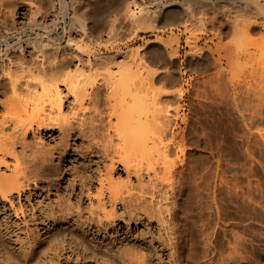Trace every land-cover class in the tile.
<instances>
[{
	"label": "rangeland",
	"instance_id": "obj_1",
	"mask_svg": "<svg viewBox=\"0 0 264 264\" xmlns=\"http://www.w3.org/2000/svg\"><path fill=\"white\" fill-rule=\"evenodd\" d=\"M12 1H0V123L3 121L7 123L5 133L16 141V152L22 166L32 171L38 170L41 176L34 182V176L31 174L32 180L28 189L21 194L14 193L8 201L0 198V264H223L222 258L231 256L234 258L237 256V261L229 259L231 261L229 264H233L232 261L238 264L240 260L239 264H264V124L254 126L248 132L243 120L235 112L234 103H230L233 98L231 97L229 102L226 98L225 105L228 104L229 107L220 101L228 97L229 93L226 95V92L222 91L225 96L220 93L221 90L215 93L217 85L214 86V81L216 80V84L219 83L217 73L220 67L217 66V61L210 62L211 59L214 60L213 57L217 60L221 56H226L223 54L231 53L236 56L238 53L237 55L241 57L237 56L236 59H240L232 61V67L223 66L224 70L227 69L223 75L227 74L222 76L220 81L225 84L228 78L234 80L240 100L245 98L256 103L255 100L258 101L260 96H264V86L262 90L259 89L261 84L257 76V68L262 56L253 53L264 46V39L261 38L260 30L245 26L249 20H252L253 13L241 7H233L232 1L229 0H198L199 4H195L197 0L195 2L194 0L190 2L189 0H64L67 5L65 12L61 9V0H54L55 8L51 13H56L58 10L56 14L46 12L44 14L42 11L37 15L35 14L37 9L40 10L44 2L48 4V0H30L36 3L33 2L29 7L25 6V0L24 2L20 0L21 4L19 0ZM246 1L250 2V0ZM12 4L16 6H11ZM47 4L44 3L43 6ZM133 5L141 8L146 6L150 12H156L157 21L150 23L148 25L150 28H137L138 23L129 20L128 16L127 19L125 17L129 15L125 13L127 8H133ZM178 7L185 8L184 10L191 13L195 19L192 29L185 33L182 22L177 23L178 29L175 33H181L180 44L167 46L169 51L175 49V53L178 52L172 57V64L180 69L181 82H174L168 76L162 78V81L159 79L152 81L157 92L171 90L176 92L180 89L186 92L180 112L186 123L182 118L179 121V127L184 129L185 138L182 146L186 155L182 153L179 158H172L173 161L174 158H178V161L175 160L176 163L172 162L174 163L170 173L172 178L166 173L159 175L161 178L158 175L154 177L152 169H148L147 164L138 171L132 169L128 173V169L116 161L112 176L121 184L122 193L116 198H110L109 190L99 195V178L112 166L111 161L108 160L107 150L103 148L109 143L107 138L106 142L103 141L105 138L101 140L100 137L103 135L96 143L89 135H92L91 128L99 129L100 132L107 129L108 114L110 119H114L121 113L118 101L106 98L110 90L106 91L104 87L107 67L103 63L91 71L96 87L93 92L90 91L92 92L90 100L83 106L75 103L73 93H68L65 85L60 83V88L64 91L62 112L67 121L48 119L47 122L51 125L29 128L27 133L22 135L15 125L16 123L22 125L21 120L24 117L13 115L4 118L7 111L4 107L10 98L19 106L25 102L33 103L34 98H31L32 95L25 88L26 82H33L39 76L36 75L35 79L33 76L32 79V76L24 74L18 67L22 61H25V64L33 61L28 50V46L33 42L36 46L41 45L39 47L41 48L44 47L43 42L57 43L61 36L65 37L64 49L52 54L54 56L59 54L58 60L68 57L62 54L65 48L71 51L70 41L71 44L74 42L73 45H82L86 54L93 58L96 51L107 55L110 51L119 48L121 50L124 48L125 51L135 49L147 57L149 67L152 65V68L157 70L166 66V62L159 60L160 53L157 54L158 48L155 46L172 36L170 25H166L170 24V21L164 20V13L167 12L166 10ZM186 18H189V15L184 14L183 20ZM234 22L239 26L235 27ZM223 23L225 25H222ZM44 25L46 27H43ZM152 26L167 27L162 31L153 30ZM96 33L99 35L101 33L100 45L88 39L95 35L99 37ZM121 33H133L134 36L127 34V39ZM191 39L197 41L200 57L195 58H200L202 64L206 65L204 71L194 70L189 63L193 56ZM28 40L31 43L27 44ZM149 50L155 52L152 51L154 53L152 58L148 55ZM24 54L25 56L22 57ZM48 54L51 56L50 51ZM15 64L18 65L17 68ZM9 72L16 81L18 89L16 93H13L9 87L11 85ZM206 86L212 90L214 86L215 92L213 93L211 89L209 90L212 92L206 90ZM154 88L152 95L156 92ZM207 93L210 100L205 95ZM211 94L216 95L217 99ZM203 102L209 105L204 104V107ZM45 104L49 107L48 102ZM145 104L151 106L150 101ZM216 104L217 108L214 107ZM47 107L45 111L50 110V107ZM84 111H87L88 121L81 123L83 117L81 114ZM222 116L227 117V120L230 117L232 119L230 118L229 122L226 119L223 121ZM224 123L226 125H223ZM245 138L248 142H244ZM245 143L246 146L248 145L247 148ZM157 153L160 155V152ZM183 156L184 163H182L184 159H181ZM160 158L157 156L153 160L154 165L161 166L163 159ZM8 162L12 164V159L9 158ZM0 171L10 173L6 167L0 168ZM222 178L226 181L231 180L234 185L237 183L238 189L237 186L232 185L231 187L237 190L232 188L230 190L226 184L229 191ZM209 179L212 186L208 183ZM206 180L207 184L204 187L202 183H206ZM198 184L201 185L199 189ZM246 184L250 185V189ZM241 185H244L245 190ZM222 187L227 190L221 191ZM210 189L212 191H209ZM238 191L241 194L244 191L246 194L241 195ZM213 193L218 195L215 194V197ZM239 194L247 197L240 198ZM229 203L241 208L232 209L233 206H229ZM230 212L237 218L229 214ZM233 236L237 237L235 239L238 241L233 239ZM239 241L244 244L241 248ZM233 243L239 246L236 244L234 247ZM229 244L234 249L229 247ZM242 249L244 251H241ZM231 251H234L236 256ZM239 257L247 261L238 259ZM226 261L228 259H225Z\"/></svg>",
	"mask_w": 264,
	"mask_h": 264
},
{
	"label": "bare ground",
	"instance_id": "obj_2",
	"mask_svg": "<svg viewBox=\"0 0 264 264\" xmlns=\"http://www.w3.org/2000/svg\"><path fill=\"white\" fill-rule=\"evenodd\" d=\"M0 1H2V0H0ZM10 1L13 2L12 0H10ZM25 1H26L25 6H28V7H29V5H32L33 2H35V1L32 2L30 0L28 2H27V0H25ZM40 1H42V0H40ZM45 1H47V0H45ZM48 1H49L48 4H47V2H44L47 4L45 6H43L44 5V3H43L42 10H41L42 6L41 7L39 6L40 10L37 9L35 14L38 15V13H40L42 11L44 12V14H46V13L50 14L51 12H53L54 8H55V4H54L55 2H54V0H48ZM229 1H232L231 3L233 4V7H236V8L241 7L243 9H245L246 11L253 13L254 16H252L253 17L252 20H249V22H247L245 24V26L249 29L251 28V29H255V30H260L261 38L264 39V0H250V2H247L246 0H245L246 2H244V0H229ZM6 2H9V0H6ZM18 2H20L19 4H21L20 0ZM23 2H24V0H23ZM189 2H190V0H189ZM191 2L194 3L195 0H194V2L193 1H191ZM199 2L197 0L195 4H197V3L199 4ZM37 4H38V2H37ZM13 5L16 6V4H12L11 6H13ZM39 5H40V3H39ZM61 5H62L61 9H63V12H65L67 5L65 4L64 0H61ZM135 5H136V3H135ZM24 8L29 9L27 7H24ZM184 9L185 8L181 9V7L180 8L179 7L173 8V9L171 8L170 10H166L167 12L164 13V16H163L164 20L170 21V24H166V25H168V26L170 25L172 36L168 40H163L164 42L166 41L165 42L166 44L163 41H160V42H158L160 44L155 46L158 48L157 54H158V52L160 53L161 59L159 58V60L166 62V64H165L166 66L160 67V69H157V70L156 69L154 70L152 68V65H150L151 67H149L147 65L148 64L147 63V61H148L147 57L144 54H142L139 50H135V49L125 51L124 48H123V50H121L119 48L117 50L110 51L107 55H102L100 52L96 51V52H94L95 58H93V56L91 57V56L86 54L85 50L82 48V45H79V44L73 45V43H74L73 42L74 39H73L72 44H71V41H70V43L68 42L69 45L71 46V47H69V49L71 48L70 49L71 51H69V50L67 51L68 48L67 49L65 48L66 51L64 50V54H62V55H66L68 57L58 60L59 57L57 55H59V54H57L55 56L52 54H53V52L59 53L60 50L62 51L64 49L63 48L64 47L63 42L65 40V37L61 36L58 39L57 43L51 42L50 44H48V43L43 42L42 45H44V47H46L45 49L43 46H42L43 48L42 47L39 48L41 45L36 46V43L34 44V42H33V44H30V46H28L29 47L28 50L31 53L30 56L33 58V61L26 63V64H25V61L24 62L22 61L21 63H19V66L17 65L18 67H20V70L22 69L21 71L24 74H26L28 76H32V79H33V76H35L34 79L36 78V75L39 76V77H37L38 79L36 78L37 80L35 79V80H33V82L32 81L26 82L27 86L25 88L28 89L27 90V91H29L28 93L30 95H32L31 98H34L33 103L25 102V103L21 104L23 106L22 107V106H19L18 103L14 101V99L10 98L4 107L5 110H7L6 114L4 115V118H7V117L13 116V115L24 117V119L21 120L23 122L22 125H17V123L15 125L16 128L20 129L19 131H20V134H22V135H25L29 128H34L35 126L37 128H39L43 125H51V123L47 122L48 119L67 121L66 119H64L63 112H62V107H63V103H64V96H63L64 91H62V89L60 88V83H63L65 85V89H67L68 93H73L75 103H78L79 105L83 106L84 104H86V102L88 100H90L92 92L95 90V87H96V82L93 81L91 71L97 65L103 63L107 67V77H106V80L104 81V87H105L106 91L110 90L109 94L106 95V98L109 100L118 101V103L121 106V113L119 114V116H116L114 119H112V118L110 119V114H108L109 120H108L107 129L100 132L99 129L95 130V128H91L92 135H89L90 137H92L91 139L95 143L101 135H103V137H100V138H102L101 140H103L105 138V140H103V141L106 142V138H107V140H108L107 142L109 143V144L105 145L106 143L104 144V143L100 142V143L105 145V147H103V148H104V150L106 148L107 156L110 158V159L108 158V160L111 161L112 166L106 174H101V177L99 178V181H98L99 182V187H98L99 195L103 194L104 191L109 190L108 192L111 196V197L110 196L109 197L110 198H116L118 196V194L120 195V193H122L120 190L122 188V186L120 188L121 184L119 182H116L112 176V170L114 169V165H115L116 161L121 163L125 167V169H128L127 172L128 171L130 172V170H132V169H134L135 171H138L139 169H142L143 166H145L147 164L148 169H152L151 171H152V174L154 173V177H156L155 175H158V177H159V175L161 176L162 173H166L168 176L171 177L170 173H172L173 164H174L172 162H175V160L178 161L177 160L179 158L178 156L185 152L184 146H182V143L184 142V138H185V136H183L184 135L183 134L184 129H181L179 127V123H180L179 121H180V118H182V121H185L183 119L184 116L181 117L180 112H181V108H182V104H183L182 101L184 100V98L186 96V92L181 90V89H180V91H176V92H174L173 90H171L173 92H171V91L157 92L158 90H156V88H154V83L152 81H153V79L154 80L155 79L161 80L162 78L164 79V77L167 78V76H168L170 78V80H172L174 82H177V83L181 82L182 73H181L179 68H177L176 66H174V64H172V57L174 55H176L178 52L175 53V49H174V51L172 50V52L169 51L167 46L169 44H171L173 46V44H175V43L180 44V39H181L180 34L181 33L180 34L175 33L176 29H178V27L176 26L177 23L182 22V27H183L184 33L188 32L192 29L191 27L193 26L195 19L191 13L185 11ZM57 11H56V13H57ZM56 13H51V14H56ZM68 13H67V15H68ZM125 13L129 14V15L125 14L126 19L128 16L129 20H132V21H135L136 23H138L139 26L137 28H139V29L150 28V27H148V25L150 23H152V24L155 23L157 21V17H158L156 15V12H150L148 7L145 6V7L141 8V6H138V5L137 6L133 5V8H129V9L127 8ZM28 14H29V12H28ZM184 14L189 15V18H186L183 20ZM31 15H32V13H31ZM64 16H66V15H64ZM44 17H45V15H44ZM35 19H33V20H35ZM33 20H30V21L32 23H35V22H33ZM81 22H82V20H81ZM37 23H38V21H37ZM40 23H42V22L40 21ZM84 23H85V21H84ZM85 24H87V23H85ZM220 24H221V22H220ZM220 24H218L219 25L218 27H220ZM45 25L43 27H46ZM49 25H51V24H49ZM222 25H225V24L223 23ZM233 25L235 27L239 26L236 22H234ZM83 27H85V25H83ZM83 27H82V29H83ZM165 27H167V26H161L158 28L152 26V29L165 31ZM51 29H53V27ZM222 29H223V27H222ZM46 31H47V29H46ZM52 31L53 30H51V32ZM47 32H46V34H47ZM84 34L86 36H89V34H87V33H84ZM96 34H98V33H96ZM121 34H124V37L127 38L128 37L127 34L130 35L131 33L130 34L129 33H121ZM125 34H126V36H125ZM61 35H63V34H61ZM91 35H93V34H91ZM95 36H92L91 38H88V39L93 40V42H97L100 45L102 43L101 33H100L99 37H97V36L95 37ZM133 36H134V34H133ZM36 37H37V35H36ZM81 37H83V36L81 35ZM84 38H86V37H84ZM6 39H4V40H6ZM20 40H23V39H20ZM41 40H42V38H41ZM41 40H39V42ZM50 40H52V39H50ZM43 41H44V39H43ZM36 42L39 43L38 41H36ZM28 43H31V41L29 42V40H28L27 44ZM65 44H67V43H65ZM126 45L128 46L129 43L127 42ZM190 45L193 49V56H191V60L189 58L190 65L192 64L191 66L196 71H199V72L204 71L206 65L202 64L200 58H197V59L195 58L196 56L200 57V54H199L198 48H197L198 47L197 41L191 39ZM20 47H22V45ZM23 47H25V46H23ZM263 47L264 46H262L259 51L253 52L255 54H260L262 56V60L260 61L259 66L257 68V76H258V79L260 80V84H261L259 89H261V90H262V87L264 86V48ZM22 49L25 50L24 48H20V50H22ZM52 50H54V51H52ZM49 51L51 52V56H54V58H52L51 56H48V55H50V54H48ZM152 51L151 50L148 51V55L151 58H152V55L156 52V50H154L155 52L153 51L154 53H152ZM21 53H22V51H21ZM237 54L235 56V55H232L231 53H230V55L226 53V54H223L226 56H223V57L221 56L217 60H215V57H213L214 60L211 59V61H210L211 63H214L215 61H217L218 62L217 66L220 67V70H218V73H217L218 79L216 78L217 80H219V83L217 81L218 84H216L215 83L216 80L214 79L215 77L214 76H213L214 78L211 77L212 80H215L214 86L217 85L216 86L217 91L216 92L214 91V90H216L214 86H212L213 90L211 88H208L210 85H208V87L206 86L207 87L206 90L211 89L213 91V93L214 92L219 93L218 91L221 90L220 93L226 92L225 93L226 95H227V93H229L228 97H224L225 94L223 93L224 96L222 95V97H224V99H222V100L220 99V101L221 102L223 101L224 105H225V102L227 101V99L229 102V100H231V97L233 98V101L231 100L230 103H232V102L234 103V108L236 110V111L235 110L234 111L238 113V115L241 117V119L243 121L241 119H238V120H241L243 122V124L246 127L245 129L249 132L250 130H252V128L254 126L264 124V96H260L258 101L255 100L256 103H253L249 99H245V98H244V100H240V98H239L240 95H238V93H237L238 87L236 86V83L234 80H232L231 78H228L229 80H227L225 82V84H222V82H221L222 76H226V74H227L226 73L225 75H223L225 73V70H227V69L224 70L225 67L223 68V66L230 65L229 67H232L231 65L233 64L234 60L240 59V58L236 59V57L238 56ZM239 55H241V54H239ZM23 56H25V54L22 55V57ZM60 57H64V56H60ZM156 57H159V56H156ZM238 57H241V56H238ZM24 60H25V58H24ZM15 66H16V64H15ZM17 66L15 68H17ZM7 70H8V68H7ZM10 73L11 72H9L11 85L9 87L13 93H16L18 90L16 87L17 84H16L15 79L12 78L13 77V76H11L12 74L10 75ZM211 78H209V79H211ZM225 79H226V77H225ZM155 83H157V82L155 81ZM153 88L155 89L156 92H154V94L152 95ZM223 89L226 91H224ZM91 90H92V92H90ZM211 90H209V91H211ZM204 91H205V89H204ZM206 92H208V91H206ZM205 95H206V97H208V93ZM211 95H214V94H211ZM214 96H216V95H214ZM219 96H221V95H219ZM219 96H218V98H219ZM211 97L212 96H210V98ZM214 98L217 99V96ZM214 98H213V100H214ZM205 100L207 101V99H205ZM208 100H210L209 97H208ZM148 101H150L151 106L145 104ZM218 101H217V103H218ZM45 102H48L47 105L50 107V110L49 111L47 110L48 113H47V111H45V109L47 107ZM211 102L212 101L209 102L210 105H211ZM209 103H207V104L209 105ZM215 103H216V101H215ZM230 103H229V105H230ZM204 104L205 103L203 102V105ZM207 104H205V105H207ZM205 105H204V107H205ZM221 105L223 106V104H221ZM225 106L229 107L228 104ZM49 107H47V108H49ZM204 107L202 109H204ZM214 107L217 108L218 107L217 104H216V106L214 105ZM231 107L233 108V105L230 106V109L232 111ZM220 110H221V113H223L222 109H220ZM227 110L229 111V109H227ZM225 111H226V109H225ZM224 114H225V112H224ZM81 115L83 116V117L81 116L83 119L81 118L80 122L86 123L88 121V119H87L88 117L86 118V116L88 115L87 111H84V113ZM226 115H227V113H226ZM233 115H234V113H233ZM186 116H187V114H186ZM186 116H185V118H188ZM239 116H238V118H240ZM223 117L224 116H222V118ZM230 118L232 119V117H230ZM230 118H229V120H230ZM233 118H234V116H233ZM225 119H226V121L229 122V120H227V117L223 118V121ZM51 120H49V121H51ZM89 120H91V119H89ZM235 120H233V121H235ZM91 123H93V122H91ZM185 123H186V121H185ZM231 123L235 124L232 121H231ZM6 124L7 123L5 121L0 123V168L6 167L7 170L10 171L9 174H6V173H3L0 171V198L3 199V201L4 200L5 201L10 200L13 197L14 193L21 194V192L28 189L30 187V182L32 180L30 177L31 174H32V176H34V178H33L34 182H36L37 179L41 176V174H40V172H38V170L32 171V170H29L30 168L28 169L27 167L22 166V164H21L22 162L20 161V158L16 152V141L13 139V137L11 135H7L5 133ZM223 125H226V123H224ZM239 126H241V124ZM93 127H94V124H93ZM227 127L230 128L229 125H227ZM234 128H235V126H234ZM240 129H241V127H240ZM242 129H243V127H242ZM185 132H186V130H185ZM240 132H242V130ZM86 133H88V132H86ZM86 133H85V135L87 136ZM246 138L248 139V137H246ZM246 138H245V140H246ZM99 141H100V139H99ZM244 142H248V141L246 140ZM98 145H99V143H98ZM244 145L246 146V143ZM247 146H246V148H247ZM99 148H102V147H99ZM242 148H243V145H242ZM157 152H160L159 153L160 155H158ZM43 154H45V153H43ZM184 155H186V154L184 153ZM157 156H159V158L162 157V159H163V162H161L162 163L161 166L158 164L154 165V163H153V160H155V158ZM250 156H247V157H250ZM104 157H105V155H104ZM173 157H178V158L177 159L174 158V161H173L172 160ZM9 158L12 159V164H10L8 162ZM105 158H107V157H105ZM181 159L182 160L184 159L183 162L181 161L182 163H184L185 162L184 156ZM151 161H152V163H151ZM157 165H158V167H157ZM148 169H147V171H149ZM175 170H177V169H175ZM28 171L30 174L28 173ZM162 171H164V172H162ZM217 172H219V171H217ZM215 174H216V172H215ZM128 175H130V174H128ZM149 175H150V173H149ZM219 175H220V173H219ZM159 178H161V177H159ZM180 178H182V177L180 176ZM230 178L233 179L232 177H230ZM165 179H166V177H165ZM216 179H217V177L215 178V180ZM219 180H220V178H219ZM202 181L205 182V180H202ZM202 181H200V184ZM227 181H226V179L222 178V182L225 183L224 184L225 187L227 184L229 189L230 188L233 189V187H231V186L234 185V183L228 179H227ZM236 181L238 182V179ZM204 182L202 183V186L205 185L204 187H206L207 180H206V183H204ZM209 182H211L210 179H209L208 183ZM217 182H218V180H217ZM238 183L241 184V182H238ZM209 185H210V183H209ZM171 186H172V184H171ZM198 186H199V184H198ZM200 186L198 187V189L201 188ZM210 186H212V185H210ZM234 186H237V189L239 187L237 183ZM241 186L244 188V185H241ZM246 186H248V188H249L250 185L246 184ZM204 187H202V188L204 189ZM214 187H216V186H214ZM219 187H221V186H219ZM209 188L210 187H208V189ZM211 188L213 189V187H211ZM243 188H242V190H243ZM212 189H210L209 191H212ZM223 189L224 188L222 187L221 191ZM227 189H224V190H227ZM237 189H233V190H237ZM239 190H240V188H239ZM244 190H245V188H244ZM244 193L245 192L243 191L242 194H244ZM209 194H211V192ZM247 194H248V192H247ZM216 195H218V194H216ZM216 195H215V197H216ZM231 195L233 196V193H231ZM239 195H238V197H239ZM241 195H240V198L243 196H246V195H243V196H241ZM238 197H236L237 200H239ZM227 199H225V201ZM244 199H246V198L244 197ZM229 202H231V201H229ZM231 203H233V202H231ZM233 205H231L229 203V206H233ZM238 207L233 206L232 209L237 208L239 210L241 207L240 208H238ZM232 209H230V210H232ZM232 211H234V210H232ZM221 212H218V213H221ZM243 212H245V211H243ZM222 213H225V212H222ZM229 214H232V213L230 212ZM226 216H227V212H226ZM232 216H234V215L232 214ZM223 217L225 218V216H223ZM229 217H230V215H229ZM234 217H236V216H234ZM234 217H233V223L235 221ZM231 219H232V217H231ZM242 219H243V217H242ZM247 219L249 220L248 217H247ZM222 221H224V220H222ZM224 223H225V221H224ZM224 223H222V224H224ZM244 223H246V221H244ZM226 224H228V223H226ZM248 224H250V222ZM230 225H231V223H230ZM242 225H243V223H242ZM250 226L251 225H249V227ZM247 227H248V225H247ZM247 227H245V230H247L246 229ZM240 236L241 235H239V238L241 239L242 237H240ZM235 238H237V237H234L233 239H235ZM233 239H231V240L233 241ZM245 239H246V237H245ZM236 241H238V240H236ZM246 242H247V239H246ZM237 243H235V245ZM233 245H234V243H233ZM235 245H234V247H235ZM239 245L241 248V246L244 244H242L240 242ZM238 246H236V248ZM229 247H231L230 244H229ZM229 247L227 248V250L229 249ZM231 248H233V247H231ZM242 248H245V247H242ZM237 250L238 249H236V252H238ZM241 251H244V250L242 249ZM231 253L235 254L234 251L233 252L231 251ZM237 254H239V253H237ZM243 255L245 256V253ZM228 256H230V254ZM234 256H236V254ZM236 257L234 258L231 256L228 258H222L224 260L223 264H229V262H231V261H229V259L237 261ZM240 257H242L241 253H240ZM240 257L238 259H242L245 262L247 261L244 258H240ZM246 257L248 258V256H246ZM225 259H228V261L225 262ZM240 261H238V264ZM248 261H249V259H248ZM232 262H233V264H237L235 261H232Z\"/></svg>",
	"mask_w": 264,
	"mask_h": 264
}]
</instances>
